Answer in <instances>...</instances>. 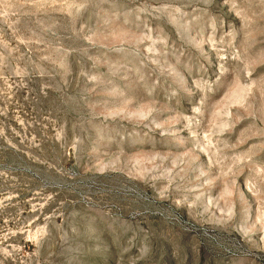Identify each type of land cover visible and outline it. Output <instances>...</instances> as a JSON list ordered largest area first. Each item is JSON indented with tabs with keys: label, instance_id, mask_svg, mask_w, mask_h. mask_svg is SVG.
<instances>
[{
	"label": "rangeland",
	"instance_id": "rangeland-1",
	"mask_svg": "<svg viewBox=\"0 0 264 264\" xmlns=\"http://www.w3.org/2000/svg\"><path fill=\"white\" fill-rule=\"evenodd\" d=\"M0 264H264V0H0Z\"/></svg>",
	"mask_w": 264,
	"mask_h": 264
}]
</instances>
